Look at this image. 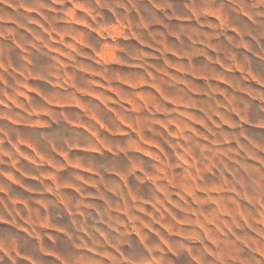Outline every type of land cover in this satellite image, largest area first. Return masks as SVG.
I'll return each mask as SVG.
<instances>
[{"label":"clouds","instance_id":"obj_1","mask_svg":"<svg viewBox=\"0 0 264 264\" xmlns=\"http://www.w3.org/2000/svg\"><path fill=\"white\" fill-rule=\"evenodd\" d=\"M0 264H264V0H0Z\"/></svg>","mask_w":264,"mask_h":264}]
</instances>
